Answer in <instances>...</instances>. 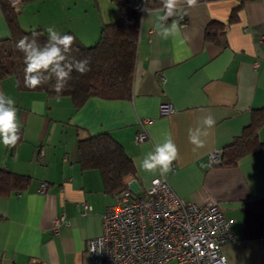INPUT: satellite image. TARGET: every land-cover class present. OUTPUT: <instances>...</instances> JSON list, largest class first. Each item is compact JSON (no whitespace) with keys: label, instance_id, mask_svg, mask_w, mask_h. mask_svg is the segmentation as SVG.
Segmentation results:
<instances>
[{"label":"crops","instance_id":"0c3cea01","mask_svg":"<svg viewBox=\"0 0 264 264\" xmlns=\"http://www.w3.org/2000/svg\"><path fill=\"white\" fill-rule=\"evenodd\" d=\"M21 1L14 8L22 28L55 26L62 33L74 32L86 45L96 43L102 25L120 13L113 0ZM182 6V44L157 36L154 22L161 3L148 8L150 15L144 10L127 99L92 96L76 108L68 95L23 89L15 75L0 80V89L16 101L22 125L14 147L0 143V169L31 177L24 189L0 194V264L91 263L88 242L101 235L103 215L116 193L106 191L99 169H83L79 140L106 130L133 162L170 133L179 150L172 170L152 174L134 164L126 182L141 194L155 177L164 176L181 196L217 200L234 235L223 246L229 264H264V149L246 153L234 164L210 160L215 150L223 157L250 125L254 111L264 108V0H197L195 6L182 0ZM212 21L225 26L216 41L205 37ZM10 34L0 0V39ZM165 102L173 107L169 114L161 113ZM208 113L216 124L205 146L196 148L189 142V129ZM145 118L152 120L145 124L148 137L137 141ZM258 137L264 142V122ZM62 215L55 232L54 220Z\"/></svg>","mask_w":264,"mask_h":264},{"label":"trees","instance_id":"16d2710c","mask_svg":"<svg viewBox=\"0 0 264 264\" xmlns=\"http://www.w3.org/2000/svg\"><path fill=\"white\" fill-rule=\"evenodd\" d=\"M2 1L11 34L0 39V80L15 75L24 89L26 87L24 86L23 54L16 49L15 45L20 38L30 35L33 30L22 28L16 8L7 0ZM113 1L119 7V16L116 20L102 25L100 37L96 43L86 45L74 32L65 31L76 37V46L79 47V52L73 53L76 59L89 60L90 71L85 74L73 71L68 86L59 94L70 96L76 108L81 107L92 96L127 99L132 94L142 15L145 8L158 6L161 0H153L151 3L147 0ZM244 1L246 0H242ZM238 8L232 11L231 21L236 20ZM224 28V24L220 22H210L206 28V39L218 40L220 31ZM34 30L42 31V29ZM43 39L41 37V43ZM54 82L53 80L52 83ZM35 89L57 95L50 84ZM263 122L264 108L256 109L250 125L245 128L243 134L224 150L223 157L221 156L222 162L234 164L246 153L264 149V142H261L258 137L259 128ZM79 152L83 169H99L105 189L110 194L121 191L126 186V175L135 170L134 162L123 145L107 130L81 138ZM30 180L31 177L28 175L0 169V194L7 195L13 191L22 190Z\"/></svg>","mask_w":264,"mask_h":264},{"label":"built area","instance_id":"2783aa9c","mask_svg":"<svg viewBox=\"0 0 264 264\" xmlns=\"http://www.w3.org/2000/svg\"><path fill=\"white\" fill-rule=\"evenodd\" d=\"M7 1L13 7L22 2ZM160 110L169 114L173 107L165 102ZM151 121H141L144 129L137 134V141L147 139L145 124ZM220 159V150L211 152V163ZM125 185L103 215L101 235L88 242L90 264H164L170 260L183 264H229L223 246L234 235L217 200L181 196L164 176L155 177L141 194L134 192L131 182ZM46 188L43 183L40 189ZM64 219L63 215L55 218V232Z\"/></svg>","mask_w":264,"mask_h":264},{"label":"clouds","instance_id":"9594fccd","mask_svg":"<svg viewBox=\"0 0 264 264\" xmlns=\"http://www.w3.org/2000/svg\"><path fill=\"white\" fill-rule=\"evenodd\" d=\"M186 3L188 6H195L197 0H186ZM161 4L162 8L156 14L154 22L157 36L163 40H179L182 44L184 41L180 39V20L185 13L182 0H161ZM144 10L151 14L147 8ZM41 37L44 38L43 43L40 42ZM15 47L23 54L24 86L35 89L50 84L57 98L68 86L73 71L80 74L90 71L87 58L77 60L73 55L74 52H79L76 37L69 32L62 33L55 26H48L42 31L33 30L30 35L20 38ZM17 111L15 99L0 89V143L6 147H14L21 138L22 125L17 119ZM215 124V117L211 113L198 117L197 127L189 129V142L196 148H203ZM178 158V147L168 133L162 142H155L153 149L135 160L134 164L141 171L166 175Z\"/></svg>","mask_w":264,"mask_h":264}]
</instances>
